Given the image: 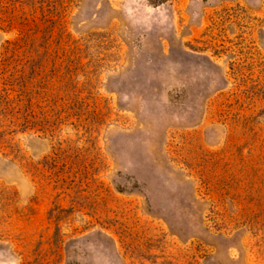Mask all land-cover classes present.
<instances>
[{"label": "rangeland", "instance_id": "obj_1", "mask_svg": "<svg viewBox=\"0 0 264 264\" xmlns=\"http://www.w3.org/2000/svg\"><path fill=\"white\" fill-rule=\"evenodd\" d=\"M0 264H264V0H0Z\"/></svg>", "mask_w": 264, "mask_h": 264}, {"label": "trees", "instance_id": "obj_2", "mask_svg": "<svg viewBox=\"0 0 264 264\" xmlns=\"http://www.w3.org/2000/svg\"><path fill=\"white\" fill-rule=\"evenodd\" d=\"M151 4H154V5H160V4H163V3H166L168 2L169 0H148Z\"/></svg>", "mask_w": 264, "mask_h": 264}]
</instances>
